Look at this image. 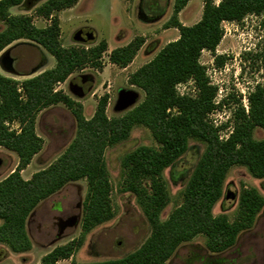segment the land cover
<instances>
[{
	"label": "trees",
	"instance_id": "obj_1",
	"mask_svg": "<svg viewBox=\"0 0 264 264\" xmlns=\"http://www.w3.org/2000/svg\"><path fill=\"white\" fill-rule=\"evenodd\" d=\"M28 0H0V53L19 40L42 47L55 60L52 69L38 76L16 82L0 74V148L17 155L15 170L0 181V244L12 253L31 250L26 222L37 206L61 190L66 184L84 180L87 185L82 204L81 229L88 233L113 218L109 174L105 151L125 142L136 125L145 127L158 148L141 146L122 156L125 171L124 191L132 194L150 226L144 243L132 253L117 260L90 264H166L184 243L197 236L205 238L210 254H221L232 248L241 233L252 228L261 210L264 197L255 188H243L238 197L235 219L213 215L215 204L222 197L226 175L233 166L244 167L255 179H264V139L253 138L255 129L264 133V84H258L247 95L248 109L236 100L232 115V131L224 140L222 128L209 116L216 103L217 87L209 82L202 52L214 54L223 35V24H239L249 16L262 17L264 0H202V15L192 26L179 22L178 16L190 0H174L172 15L164 29H176L178 38L167 43L146 64L136 70L129 85L141 90L142 101L123 116L107 118L108 97L97 103L90 119L83 116V107L57 85L74 72L90 65L102 69L101 58L107 43L101 41L90 48H64L60 43L59 19L56 13L70 9L79 0H47L36 13L49 20L45 28H37L26 16H13L12 7L26 5ZM142 37L113 49L109 63L126 68L144 44ZM216 67L224 58L216 56ZM192 82L195 96L180 95L177 86ZM63 104L74 116L76 131L64 152L49 166L34 173L29 180L21 177L37 155L43 140L36 134L37 115L44 109ZM18 124V131L10 128ZM189 140L205 148L183 189L182 204L165 220L161 212L169 201L163 172L188 150ZM82 238L55 247L39 264H57L70 259L81 246Z\"/></svg>",
	"mask_w": 264,
	"mask_h": 264
},
{
	"label": "rangeland",
	"instance_id": "obj_2",
	"mask_svg": "<svg viewBox=\"0 0 264 264\" xmlns=\"http://www.w3.org/2000/svg\"><path fill=\"white\" fill-rule=\"evenodd\" d=\"M46 1L28 0L26 5L12 7L9 13L13 16L29 17L34 26L45 28L50 22L39 16L36 9ZM173 1L79 0L72 8L56 13L59 19L60 43L64 48H90L105 41L107 51L101 58V70L87 65L74 72L64 83L57 85L55 90L62 91L80 103L86 119L93 116L98 101L105 95L108 97L105 114L109 119L119 118L137 106L143 99V93L129 85V77L148 63L167 43L178 38L176 30L164 29L172 15ZM199 2L200 0H192L181 12L180 20L185 26H192L200 20L202 10ZM261 22L262 17L249 16L239 24L224 23V35L215 53L204 51L199 60L206 70L209 82L218 90L215 102L221 105L209 116V120L216 127L222 128L219 133L222 140L232 131L231 120L236 100L245 108L244 97L247 98L256 85L264 84V28ZM4 28V23L0 21V31ZM84 28L94 31V41L83 42L77 37L76 34ZM139 37L145 42L126 68L121 69L109 63L108 55L113 49ZM6 50L13 60V72L5 69L0 53V74L16 82L34 78L55 65L54 58L31 41H16L3 51ZM216 56L224 58L220 67L215 65ZM82 78H86L84 84L81 83ZM74 85L82 87V97L78 98L71 91V86ZM177 91L180 95L196 94L192 82L177 86ZM125 92L135 93L137 98L133 105L119 110V95ZM246 105L248 107L247 103ZM10 128L18 131V124L13 123ZM35 130L43 140V147L34 156L23 176L29 172L34 174L53 163L74 138L76 123L71 111L63 104H58L37 115ZM253 138L262 140L264 133L257 128ZM141 146L158 148L150 132L145 127L136 125L125 142L105 151L111 186V220L83 234L80 217L76 226L64 229L61 236L57 237L60 232L58 219L67 220L82 212L87 189L84 180L66 184L37 206L29 216L27 224V233L33 246L28 257L30 264H39L42 257L55 247L80 238L81 246L74 255L68 260L58 261L57 264H90L117 260L144 243L150 234V226L136 198L124 191L126 174L120 164L123 155ZM204 148L203 143L189 140L187 152L163 172L169 201L161 212L162 221L182 204L183 189ZM17 164L15 153L0 148V181L9 176ZM243 188H255L264 197V179H255L244 167L233 166L226 175L222 197L215 204L213 215H224L232 222ZM166 264H264V208L252 228L241 233L236 244L229 250L221 254H210L205 247V238L197 236L182 244Z\"/></svg>",
	"mask_w": 264,
	"mask_h": 264
},
{
	"label": "water",
	"instance_id": "obj_3",
	"mask_svg": "<svg viewBox=\"0 0 264 264\" xmlns=\"http://www.w3.org/2000/svg\"><path fill=\"white\" fill-rule=\"evenodd\" d=\"M76 35L83 42H92L95 39L94 31L92 29H89V28L82 29ZM1 53H2L1 60L4 61L5 69L8 72H13L11 70L13 60L8 56L9 51L6 50V51H2ZM85 81H86V78H82L81 83L84 84ZM71 91L78 98L83 96L82 87H79V86H76V85L71 86ZM136 98H137V95L135 93H132V92L120 93L119 99H118V109L119 110H123V109H126L129 106L133 105L135 103V101H136ZM78 208H79V205H78ZM80 217H81V213H79V214L73 216L72 218H70L67 221V223H65L62 226V228H61L59 234L57 235V237L59 238L61 236L62 231L64 229L72 228V227L76 226L78 221H79V219H80Z\"/></svg>",
	"mask_w": 264,
	"mask_h": 264
},
{
	"label": "crops",
	"instance_id": "obj_4",
	"mask_svg": "<svg viewBox=\"0 0 264 264\" xmlns=\"http://www.w3.org/2000/svg\"><path fill=\"white\" fill-rule=\"evenodd\" d=\"M191 1L192 0H190L189 3ZM214 1H215V5H217L221 0H214ZM188 4H187V6H188ZM198 4L201 5V10H202V7H203L202 0H200V2ZM187 6L185 8H187ZM180 14L178 16V19H179V22L181 24H183L182 21L180 20ZM174 30H176V29H174ZM32 161H31V163H32ZM30 164L24 170H22V172H21V176H22V178L24 180H29L32 177V175H33L32 172H29V173H27V175L25 174V176H23L24 173H26V171H27L28 167L30 166ZM0 224H1V222H0ZM27 224H28V219H27V222H26V231H27ZM32 249H33V246L31 247L30 251H32ZM30 251L25 252V253H18V254L17 253H12L7 246H5L3 244H0V264H30V262L28 261V257H29ZM11 261H13V263Z\"/></svg>",
	"mask_w": 264,
	"mask_h": 264
},
{
	"label": "flooded vegetation",
	"instance_id": "obj_5",
	"mask_svg": "<svg viewBox=\"0 0 264 264\" xmlns=\"http://www.w3.org/2000/svg\"><path fill=\"white\" fill-rule=\"evenodd\" d=\"M68 220H69V219H67V220L58 219V223H57L58 228L61 230L62 226H63L65 223H67Z\"/></svg>",
	"mask_w": 264,
	"mask_h": 264
},
{
	"label": "built area",
	"instance_id": "obj_6",
	"mask_svg": "<svg viewBox=\"0 0 264 264\" xmlns=\"http://www.w3.org/2000/svg\"><path fill=\"white\" fill-rule=\"evenodd\" d=\"M245 99H244V101H245V108H246V110L248 109V107H247V105H246V103H247V98L246 97H244Z\"/></svg>",
	"mask_w": 264,
	"mask_h": 264
}]
</instances>
